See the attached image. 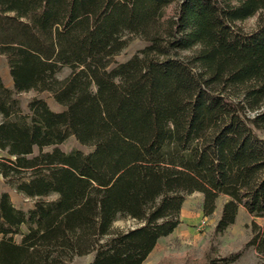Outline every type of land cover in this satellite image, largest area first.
Masks as SVG:
<instances>
[{"label": "trees", "instance_id": "1", "mask_svg": "<svg viewBox=\"0 0 264 264\" xmlns=\"http://www.w3.org/2000/svg\"><path fill=\"white\" fill-rule=\"evenodd\" d=\"M0 54V175L33 200L0 194V264H142L194 192L204 216L227 198L217 233L264 215V0H0ZM248 245L264 258V226Z\"/></svg>", "mask_w": 264, "mask_h": 264}, {"label": "rangeland", "instance_id": "2", "mask_svg": "<svg viewBox=\"0 0 264 264\" xmlns=\"http://www.w3.org/2000/svg\"><path fill=\"white\" fill-rule=\"evenodd\" d=\"M256 22V17L249 18L236 25L243 31L251 30ZM144 42L139 38L132 39L129 44L116 56L113 63L123 62L143 47ZM69 73L67 67H63L58 77H64ZM0 79L7 87H11L8 67L5 57L0 54ZM43 99L53 111L62 108L57 105L48 92L35 94L25 92L17 95L23 109L26 102L33 97ZM62 151L79 149L83 152L88 148L81 146L73 137L67 138L57 145ZM47 147L44 150H51ZM36 151V150H35ZM6 192L11 203L24 211L30 209L33 200L24 197L11 186L7 185L0 175V194ZM227 198L220 195L215 204V210L209 216L202 212V195L194 192L186 196L180 211V224L166 237L159 239L153 250L148 254L142 264H207L209 262L221 263L222 257L236 255L228 264H264V258L259 255L253 245H248L253 231L264 226V215L255 216L248 214L242 207L238 208L235 222L224 232L217 233L215 224L219 218L222 204ZM136 222L131 218H119L112 223L114 230H126L133 227ZM19 240V236L15 237ZM93 253L74 257L70 264H88ZM213 264V263H212Z\"/></svg>", "mask_w": 264, "mask_h": 264}]
</instances>
